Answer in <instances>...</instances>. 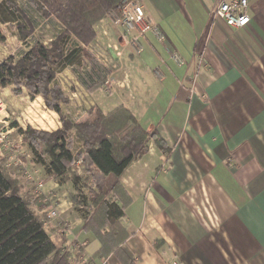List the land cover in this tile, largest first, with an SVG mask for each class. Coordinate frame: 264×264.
<instances>
[{"label":"crops","instance_id":"crops-1","mask_svg":"<svg viewBox=\"0 0 264 264\" xmlns=\"http://www.w3.org/2000/svg\"><path fill=\"white\" fill-rule=\"evenodd\" d=\"M141 1L165 41L147 33L138 53L123 27L102 19L95 41L107 53L100 60L106 84L90 92L78 73L59 72L70 99L62 110L93 121L97 108L124 105L148 132L158 130L169 151L151 138L120 177L131 196L119 221L127 230L120 254L97 255L101 242L74 204L50 219L47 233L72 229L63 240L51 238L69 264H125V257L135 264H264V0H249L251 22L241 28L214 20L219 0ZM171 50L187 63L177 64ZM58 182L49 178V195H57ZM54 203L35 205L43 222Z\"/></svg>","mask_w":264,"mask_h":264},{"label":"trees","instance_id":"trees-1","mask_svg":"<svg viewBox=\"0 0 264 264\" xmlns=\"http://www.w3.org/2000/svg\"><path fill=\"white\" fill-rule=\"evenodd\" d=\"M24 1L43 16L55 18L63 31L50 44L34 40L17 60H3L0 89L15 85L14 91L21 93L26 87L32 99L42 96L46 105L60 115L62 127L48 131L28 126L20 130L23 140H29L35 152L37 145L45 146L48 160L39 162L53 178L70 179L69 172L75 161H84L91 174L89 177H93L97 186L96 190L90 188L89 191L92 203L84 228L94 232L100 240L98 256L105 257L111 252L120 254L127 230L119 221L131 200L120 177L132 160L148 151L151 138L161 150L169 151V147L158 130L148 132L124 105L107 113L97 108L93 121L68 118L62 104L70 99L57 81V75L71 67L90 92L106 84L107 69L102 72L101 61L89 45L97 38L96 25L105 17L119 15L126 0ZM19 15L29 25L19 21ZM16 20L19 37L24 40L31 37L34 26L27 11L16 0L0 2V24ZM70 37H74L77 44L76 48L68 50ZM5 39L0 27V41ZM72 131L75 139L71 137ZM76 143L79 150L75 148ZM79 177H75L76 182ZM37 203L38 197L31 198L24 193L14 169L0 160V264H69L67 256L60 255L46 232L42 218L34 209ZM123 259L125 264H135L130 258Z\"/></svg>","mask_w":264,"mask_h":264},{"label":"rangeland","instance_id":"rangeland-1","mask_svg":"<svg viewBox=\"0 0 264 264\" xmlns=\"http://www.w3.org/2000/svg\"><path fill=\"white\" fill-rule=\"evenodd\" d=\"M5 0H0V2ZM22 8H24L29 17L30 20L34 26L33 35L31 37H28L26 40L21 39L18 35V26H17V20L16 21H7L0 24V27L3 29L4 34L6 35V39L0 41V63L7 59L12 58L14 60H17L20 58L23 53L28 50L29 46L34 40H40L43 41L45 44H50L51 41L59 35L63 31V27L61 24L53 17H45L40 12H38L33 7L29 6L27 2L24 0H16ZM7 18L8 16L5 15ZM19 21L24 22L25 24H28V21H26L21 15H19ZM77 42L74 39V37L69 38V42L67 44V49H74L76 48ZM65 71V72H63ZM62 71L63 76L67 78V73H72L74 70L71 67H66ZM64 77H59L57 81L61 83L59 80L65 81ZM66 88L69 92L72 90H75V87H71L65 83ZM15 85H9L6 87H3L0 89V95L4 98V100L7 102V114L9 115V125L16 127L15 131L12 133V139L16 141V145L20 142V137L24 139L22 136V131L26 129L28 126H32L33 128L36 127L37 122H42L43 124L47 121L51 122L53 121V126L61 127L62 121L60 118V115L53 110L50 109L42 96H37L35 99H32L30 96V90L26 87H23V91L21 93H16L14 91ZM65 104V103H63ZM68 114V113H67ZM70 115V114H69ZM55 122V123H54ZM39 123V124H40ZM42 126H45L43 125ZM58 128V127H57ZM56 128V129H57ZM41 129V128H37ZM46 130V129H43ZM55 129H51L48 131H52ZM24 141V140H23ZM23 148L22 150L24 153L19 155L21 160L25 161V168L29 169V173L32 174V179L27 178L26 174L24 173V168L21 166H5L10 168L11 170L14 169L17 178L19 179L20 184L24 187V193H26L31 198H37L35 189L37 181L44 180L45 182H49V178L51 176H48V173L46 171V167L43 166L41 163H39V160H48V155L45 151V146L41 143L40 145H37V151H33L32 145H30V141L27 140L23 142ZM76 149L79 145H75ZM79 150V149H77ZM77 166V160L72 165L71 171L69 172L70 179L65 180L63 178H57L58 187L56 188V194L57 195H50L51 200L44 201L40 197H38V203L36 205L38 206H47L55 202H59L60 200H72L74 204L75 213L77 215H82L83 217L89 215V210L91 209V195L89 193L90 188L97 189L96 184L94 183L93 177L90 173L87 171V166L82 160L80 166H81V172L75 171L74 168ZM80 176L78 179V182H76L75 177ZM86 177H89L86 181ZM55 179V178H54ZM58 189V190H57ZM42 197V196H41ZM77 198V199H76ZM60 199V200H58ZM76 199V201H75ZM37 200V199H36ZM78 203L76 205L75 203ZM35 207V205H34ZM37 207V206H36ZM88 211H86L87 209ZM35 209V208H34ZM40 216V215H39ZM41 217V216H40ZM42 218V217H41ZM49 220L48 218H46Z\"/></svg>","mask_w":264,"mask_h":264},{"label":"built area","instance_id":"built-area-1","mask_svg":"<svg viewBox=\"0 0 264 264\" xmlns=\"http://www.w3.org/2000/svg\"><path fill=\"white\" fill-rule=\"evenodd\" d=\"M248 9L249 0H219L212 10V17L214 20L217 18L223 19L227 24L234 28H241L251 22V15L249 14ZM108 17L117 25L125 29L127 35L130 36L128 38V42L138 53L143 51L141 38H143L147 33H154L159 40L165 41V34L163 33L161 27L147 17L141 0H126L119 15H110ZM89 48L92 52H94L99 60H107V53L99 42L95 41L91 43ZM171 56L179 65L187 63L186 57L183 56L180 51L171 50ZM156 73L161 79L163 78V74L159 68H156ZM8 119L9 115L7 114V102L0 95V160L7 162L6 166L8 167L13 165L23 167L27 178L32 179V174L29 173V169L25 168V161L21 160L19 157V155L25 152L22 151L24 150L23 138L20 137V142L16 145V141L11 137L16 127L10 126ZM81 162V159L77 160V166L74 168L75 171L81 172ZM48 185L49 184H47L44 180H39L36 184V190L40 196H42L44 201L50 200V189L46 188ZM66 204L73 205V201L60 200L59 202H55L51 208L46 211L49 219L44 222L46 232L51 231L50 219H54L65 212L67 209ZM71 234H73L72 229L70 227H66L62 231L51 232L49 236H51L50 239L63 240L64 237ZM103 264H106V262ZM174 264L178 263L175 262Z\"/></svg>","mask_w":264,"mask_h":264}]
</instances>
